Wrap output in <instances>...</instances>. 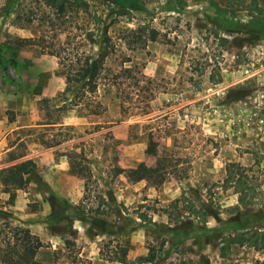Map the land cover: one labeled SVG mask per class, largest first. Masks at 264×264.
<instances>
[{
    "label": "rangeland",
    "instance_id": "374dc122",
    "mask_svg": "<svg viewBox=\"0 0 264 264\" xmlns=\"http://www.w3.org/2000/svg\"><path fill=\"white\" fill-rule=\"evenodd\" d=\"M85 1L87 10H70L52 29L39 20L42 11L54 18L44 0H0V168L36 164L13 199L0 193V209L45 244L37 258L54 264L263 262L246 242L220 247L239 228L264 230V0H140L124 15ZM102 25L117 50L89 108L86 97L62 93L63 68L46 46L68 32L70 54L93 52L85 31ZM126 27L158 38L129 51L117 38ZM121 54L132 72L112 85ZM245 80L249 94L227 101ZM9 151L24 155L9 160ZM158 156L169 163L160 185L118 172L154 167ZM232 163L254 193L226 182ZM240 191L253 195L249 204Z\"/></svg>",
    "mask_w": 264,
    "mask_h": 264
},
{
    "label": "trees",
    "instance_id": "16d2710c",
    "mask_svg": "<svg viewBox=\"0 0 264 264\" xmlns=\"http://www.w3.org/2000/svg\"><path fill=\"white\" fill-rule=\"evenodd\" d=\"M110 6L114 7L119 15L126 14L129 10L139 9L142 7L140 0H104ZM45 4L51 9L54 18L45 11L41 12L40 19L42 22H49L52 29H61L64 24V19L67 15L74 11L73 9L87 10L88 4L85 0H44ZM87 13L88 11H82ZM255 28V27H254ZM252 31L258 29L251 28ZM85 40L93 46L94 51L87 50L79 53L70 54L67 49L72 45V40L69 39V33L58 43H49L45 45L44 37L40 36L36 43L42 49L48 47L47 53L55 56L64 71L65 87L63 94L71 93L82 100L86 97V106L89 107V95L94 94L99 85L103 74L108 71L107 59L116 52L115 44L111 42L110 36L107 34V27L101 26L100 32L85 31ZM124 47L129 51L142 50L145 48L148 41H155L158 38V33L154 29H145L143 27L125 28L117 37ZM235 39L232 38L230 43ZM35 42V41H34ZM226 42H228L226 40ZM86 44V43H85ZM122 59L119 63V70L112 72L108 80L112 85H119L120 77L123 74H130L132 72L131 66L127 62L130 61L128 57L121 54ZM122 74V75H121ZM252 80H250L251 82ZM249 80L239 83L234 87L228 89L226 98L227 101L233 102L240 100L247 96L251 91L247 84ZM47 99L40 100V103H45ZM98 106V105H97ZM90 108V107H89ZM89 113H99L93 109H89ZM48 117L49 112L46 114ZM51 123H56L57 119H51ZM9 160H15L22 157L23 153H15L9 151ZM71 172H76L74 161L70 159ZM168 160L166 157L158 156L154 167H149L139 164L136 167L120 168L119 173H123L132 181L145 179L152 185H160L167 178ZM36 171V164L33 159H21L6 167L0 168V193H7L8 198H14V192L18 189H23L33 179ZM226 182L239 187V189L247 188L248 191L255 192L254 186H248L244 173L241 171L238 164H230L226 168ZM243 191L239 194V203L247 205L251 202V197L244 196ZM253 199V197H252ZM212 216H216L213 211H210ZM237 216V213L235 214ZM257 221L258 217L262 216L261 210L251 215ZM10 218V213L0 209V264H54L50 260H40L37 258L38 251L45 247V244L33 234L27 227L13 223ZM235 220V219H230ZM257 227H247L237 229L238 233L233 235H226L222 239V246L220 249L225 250L231 243H247L256 249H260L264 253V230L259 231ZM248 236V238H246ZM210 238V237H206ZM258 264H264V261Z\"/></svg>",
    "mask_w": 264,
    "mask_h": 264
}]
</instances>
